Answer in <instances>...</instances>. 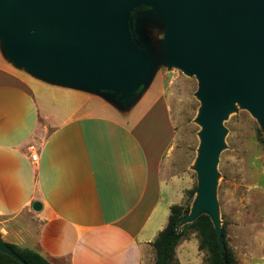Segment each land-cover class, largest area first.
<instances>
[{
    "label": "crops",
    "instance_id": "0c3cea01",
    "mask_svg": "<svg viewBox=\"0 0 264 264\" xmlns=\"http://www.w3.org/2000/svg\"><path fill=\"white\" fill-rule=\"evenodd\" d=\"M2 55L3 240L51 264H155L172 207L195 185L196 161L180 164L170 90L138 100L144 90L125 114L98 104L105 95L14 73Z\"/></svg>",
    "mask_w": 264,
    "mask_h": 264
},
{
    "label": "water",
    "instance_id": "95a60500",
    "mask_svg": "<svg viewBox=\"0 0 264 264\" xmlns=\"http://www.w3.org/2000/svg\"><path fill=\"white\" fill-rule=\"evenodd\" d=\"M142 6L166 26L165 65L199 82L198 196L180 224L208 214L223 251L215 182L224 121L239 104L264 126V0H0V46L10 63L38 79L132 106L156 68L145 38L132 34ZM0 252L28 264L1 233Z\"/></svg>",
    "mask_w": 264,
    "mask_h": 264
},
{
    "label": "rangeland",
    "instance_id": "374dc122",
    "mask_svg": "<svg viewBox=\"0 0 264 264\" xmlns=\"http://www.w3.org/2000/svg\"><path fill=\"white\" fill-rule=\"evenodd\" d=\"M131 24L132 34L139 41L145 38L148 51L156 59L154 77L147 89H144L145 94L138 100H143L149 94L152 96L149 100L153 101L162 89L170 90L167 99L179 132V147L184 154L180 157V164L184 166L186 163L193 167L203 130L197 121L201 110V102L197 97L199 82L196 77L177 68L170 69L163 62L162 43L166 26L152 7L138 8L133 13ZM6 66L0 46V71ZM13 72L26 71L16 67ZM19 83L26 86L23 80H19ZM104 102L125 114L139 106V101L132 107L130 104L125 107L116 106L111 100H101L98 104ZM224 127L226 135L215 182V200L222 228L227 231V241L237 264H264V126L237 104L224 121ZM192 174L194 188L198 190V173L192 170ZM186 196L188 201L187 193ZM197 196L196 193L190 202L189 215L192 214ZM187 224L190 222L179 224V230H183ZM176 253L177 260L173 264H207L208 255L199 250L197 233L191 230L187 231Z\"/></svg>",
    "mask_w": 264,
    "mask_h": 264
},
{
    "label": "trees",
    "instance_id": "16d2710c",
    "mask_svg": "<svg viewBox=\"0 0 264 264\" xmlns=\"http://www.w3.org/2000/svg\"><path fill=\"white\" fill-rule=\"evenodd\" d=\"M197 189L187 192L188 201L183 206H174L167 227L160 233L154 243L156 251L155 264H173L177 260V247L185 238L188 230L197 233L199 239V250L207 253V264H237L233 250L227 241V231L223 227V241L225 249L222 251L214 223L208 214H202L195 222L184 226L179 230L181 220L189 215L190 202L194 199ZM15 253L28 264H51L42 255L28 249H20L8 244ZM0 264H20L10 256L0 252Z\"/></svg>",
    "mask_w": 264,
    "mask_h": 264
},
{
    "label": "built area",
    "instance_id": "2783aa9c",
    "mask_svg": "<svg viewBox=\"0 0 264 264\" xmlns=\"http://www.w3.org/2000/svg\"><path fill=\"white\" fill-rule=\"evenodd\" d=\"M32 160H33L34 163H36L37 162V155H33L32 156Z\"/></svg>",
    "mask_w": 264,
    "mask_h": 264
}]
</instances>
